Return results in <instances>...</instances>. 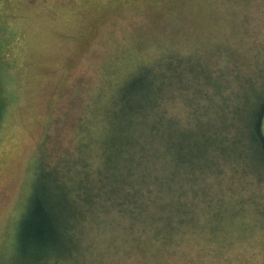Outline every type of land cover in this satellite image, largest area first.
Returning a JSON list of instances; mask_svg holds the SVG:
<instances>
[{"label": "rangeland", "instance_id": "rangeland-1", "mask_svg": "<svg viewBox=\"0 0 264 264\" xmlns=\"http://www.w3.org/2000/svg\"><path fill=\"white\" fill-rule=\"evenodd\" d=\"M261 68L264 0H0V264L38 255L23 253L19 229L39 176L42 186L59 181L67 250L36 264H264L263 171L217 145L195 180L163 189V165L140 163L119 186V148L104 144L124 134L148 153L163 149L145 147L157 121L218 137L243 131V117L233 131L229 121L255 103L250 79L264 93ZM138 73L154 95L129 101L152 110L129 123L118 102ZM130 191L156 200L152 219L120 210ZM158 200L187 212L162 217Z\"/></svg>", "mask_w": 264, "mask_h": 264}, {"label": "trees", "instance_id": "trees-1", "mask_svg": "<svg viewBox=\"0 0 264 264\" xmlns=\"http://www.w3.org/2000/svg\"><path fill=\"white\" fill-rule=\"evenodd\" d=\"M261 69V71L264 72V68ZM149 70L150 69H143L140 72L143 73ZM141 73L133 75L120 91V102L118 103H121L120 110H125L126 117H130L128 119L129 123L147 111L143 104L135 103L133 100L129 101V96L140 91L141 93L145 92L146 89L148 94L154 95L152 92V84L147 81L145 84L144 79L140 76ZM184 73H187V70H184ZM263 83H261V85H263ZM247 84L251 87V89H247V94H256L255 97H253L254 99L252 102L250 101L251 99H249L250 97L248 98V101L251 102V104L253 102L255 103L252 104L246 116H243L242 114V107L241 109L234 110L232 112L234 119H231V121H229L230 125H228L233 131L238 124L237 118L241 116L243 117L241 121L244 122L243 131H241V129H238L237 131L236 129L235 132H230V134L225 135L223 134L222 137H218L216 136L217 134H209V131L206 130L207 127L199 129L186 127L182 129L175 124H169L171 127L170 129H167L168 125L166 126L167 128L159 130L158 128H160L159 124L161 121H157L152 127V141H150L145 147L156 143H163L165 146L163 149H156L153 153H148L144 148L138 149L139 147H137V145H142L133 140V136H126L124 134L123 136H120V134H118L115 138L111 136L105 140L104 144L107 141H110L116 150L119 148L115 153L116 160L114 158L115 164L113 166L114 168L117 165H120L117 167L120 169L115 170H118L116 175L120 181L122 180V183L119 182L117 184H119V186H124V184L127 183L126 180L132 179L136 176L134 166H137L140 163H150L151 165L156 166L163 165V170L169 172V176H165L166 184L163 182L164 184H161V188H163L162 186H176L179 180L190 182L195 180L197 174L205 171L208 165H211L212 159L215 158L213 152L217 145L222 154L225 156L231 155L229 157L232 158L231 162L233 160L236 162L235 164L242 166L249 165V167L257 168L256 171L264 172V93L258 94L257 91L259 90L256 89V83L253 79H250V82ZM257 98L260 100L259 102L256 101ZM221 116H223V113H221ZM222 119L224 121L225 118L222 117ZM118 121L120 122L121 120ZM111 127L121 130L124 128V125H122V123L120 126H118V124H113ZM121 139L123 141H120ZM123 176L126 177V180H124ZM39 177L37 179L38 183H36V189L30 199L27 212L23 217L19 229L20 247L23 249V253H26L29 250L38 254L36 257L31 258V261L30 256L25 255V258L32 264H36V262L49 257L52 253L51 251L58 252L61 249L64 251L67 250L63 249L64 238H66L65 236L67 232H65L66 230H61L63 224V217L60 213L61 204L54 199L56 192L52 189L56 186H60L59 181L51 178L52 182L50 185L52 186H45L46 184L42 186ZM140 178L144 179L146 177L141 175ZM130 185L131 183L128 184V186ZM118 191H120L118 187L116 189L113 187V193ZM155 201V199L149 201V198H144L138 193V191H130L125 198H119L116 204L121 208L120 210H123L132 216L140 215L143 219L149 220L152 219V216L148 211V206L150 202ZM157 205L161 212L168 213L166 216L162 217L170 219L176 210L180 212V214L187 212L182 201L178 205L177 201L163 203L158 200ZM170 212L173 213L170 214ZM168 220L165 221V224H170ZM158 221L159 219L156 221V224ZM49 252L51 253L49 254Z\"/></svg>", "mask_w": 264, "mask_h": 264}]
</instances>
